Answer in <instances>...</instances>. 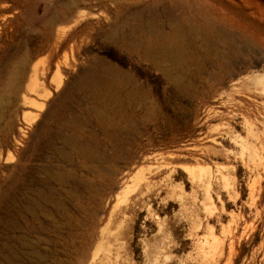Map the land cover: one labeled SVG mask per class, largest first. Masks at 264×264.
<instances>
[{
  "label": "rangeland",
  "instance_id": "374dc122",
  "mask_svg": "<svg viewBox=\"0 0 264 264\" xmlns=\"http://www.w3.org/2000/svg\"><path fill=\"white\" fill-rule=\"evenodd\" d=\"M71 1L3 33L0 264H264V0Z\"/></svg>",
  "mask_w": 264,
  "mask_h": 264
},
{
  "label": "bare ground",
  "instance_id": "6f19581e",
  "mask_svg": "<svg viewBox=\"0 0 264 264\" xmlns=\"http://www.w3.org/2000/svg\"><path fill=\"white\" fill-rule=\"evenodd\" d=\"M71 1V0H70ZM72 2V1H71ZM69 7V6H68ZM67 7V8H68ZM74 7V6H73ZM78 7V6H77ZM72 8V7H71ZM74 10H75V8H73ZM77 9V8H76ZM69 10V9H68ZM67 10V11H68ZM73 10V11H74ZM73 11H71V13L73 12ZM76 11V10H75ZM69 12V11H68ZM17 14H18V10H17V6H16V2H15V0H0V49L1 48H4V49H7L6 50V54L4 55V58H3V62H4V64L6 63V59L9 57V56H7V53L8 52H10V50H12L13 51V49H11L13 46H14V44L15 43H17V41H15L16 40V35H17V33L15 32V30L12 28V27H10L11 29H10V32H9V34L8 35H6V37H3V33H5L6 32V30H7V28L9 27V26H12L13 25V22H14V19L16 18V16H17ZM68 14V13H67ZM71 16V15H70ZM82 16V14H80L79 16H78V18L75 20V22H77L79 19H80V17ZM67 17V16H66ZM71 18V17H70ZM52 19H54V18H52ZM51 20V19H50ZM52 21V20H51ZM50 21V22H51ZM26 22V21H25ZM46 22V21H45ZM53 23H51V25L52 26H50V27H48V30H49V32H52L53 33V36H54V39H55V41H56V43L57 42H59V40L60 39H62L65 35H66V33H67V31H64V30H57V29H54L53 28V24L55 23V19H54V21H52ZM25 24V23H24ZM210 24V23H209ZM223 24V23H222ZM28 25L29 26H32L30 23H28ZM49 25V24H48ZM231 25V24H230ZM217 26V25H216ZM20 27V26H19ZM235 27V26H234ZM18 28V27H17ZM22 31V30H21ZM232 31V30H231ZM157 36V35H156ZM133 37V36H132ZM142 38V37H141ZM133 39V38H132ZM20 40V39H19ZM143 40V39H142ZM149 40V39H148ZM134 42V41H133ZM27 43V39L25 40V41H21L19 44H18V47H26V44ZM128 45V44H127ZM126 45V46H127ZM17 47V48H18ZM142 47V51H143V54L141 55V58H143V57H147L148 56V54L150 53V52H152V51H154L155 53L156 52H163L162 51V49L164 50L165 49V45L163 44V41H162V38H160V37H157V38H152V39H150V41H147V42H144V45L143 46H141ZM14 48V47H13ZM129 48V47H128ZM131 48H133V47H131ZM17 50V49H16ZM130 50V49H129ZM135 50V49H134ZM166 50V49H165ZM165 50H164V52H165ZM170 50V49H169ZM137 51H139L138 49H137ZM134 53V52H133ZM153 53V52H152ZM157 53V54H158ZM166 53H167V51H166ZM165 53V54H166ZM139 54V56H140V53H138ZM137 54V55H138ZM164 54V55H165ZM3 56V55H2ZM163 56V55H162ZM156 57V56H155ZM161 57V56H160ZM148 58V57H147ZM157 58V57H156ZM165 58V57H164ZM155 59V58H154ZM149 60V59H148ZM164 60V59H163ZM101 61V60H100ZM103 61H101L100 62V64L102 63ZM153 62V61H152ZM173 62V61H172ZM99 63V62H98ZM100 64H98V65H100ZM103 64V63H102ZM101 64V65H102ZM157 64V63H156ZM109 65V64H108ZM57 67H58V65H56ZM103 66V65H102ZM101 66V67H102ZM2 67V66H1ZM111 67V66H110ZM6 68H8V67H6ZM2 69V71H3V68H1ZM111 69V68H110ZM111 70H114V71H116V69L113 67ZM56 71L57 72H59V70L58 69H56ZM98 72V71H97ZM109 72V71H108ZM111 72V71H110ZM104 73V72H103ZM107 73V72H106ZM112 73V72H111ZM117 73H118V71H117ZM21 74H22V76H23V78H27V80H25V81H28V80H31L30 81V83L29 84H27L26 82H25V87H27L28 85H33V91L34 92H39L40 90H43L44 89V86H43V84H42V82L40 81L41 79L39 78V68H38V66H37V63H35V62H33V60H31L30 58H29V61H26L23 65H22V71H21ZM1 75H2V72H1V70H0V78H1ZM90 75V74H89ZM262 75V76H261ZM260 76L262 77V78H260V80H258V81H264V72L262 73V74H260ZM167 77V76H166ZM258 77H259V75H258ZM174 78V77H173ZM180 79V78H179ZM178 79V80H179ZM83 80V79H82ZM81 80V81H82ZM15 81V80H14ZM175 83V82H174ZM264 83V82H263ZM61 84V81L59 80L58 82H57V87L59 86ZM19 92V91H18ZM26 100V99H25ZM61 123V122H60ZM54 124V123H53ZM54 131V130H53ZM59 137V136H58ZM65 141V140H64ZM35 201V200H34ZM29 205V204H28ZM27 206V205H26ZM25 206V207H26ZM30 208V207H29ZM21 243V245H25L22 241L20 242ZM23 243V244H22ZM6 246V248H7V245H5ZM12 246V245H11ZM9 247V246H8ZM10 248V247H9ZM12 248V247H11ZM8 249V248H7ZM20 249H21V247H20ZM11 251H12V249H11ZM27 251V250H26ZM7 252V251H6ZM29 252V251H28ZM15 252H13L12 254H14ZM33 254V253H32ZM25 255V254H24ZM6 256H10V255H6ZM11 257V256H10ZM21 257V256H20ZM28 257V256H27ZM30 257V256H29ZM28 257V258H29ZM32 257V256H31ZM29 258V259H32V258ZM12 258V257H11ZM11 258H8V259H11ZM5 259V258H4ZM7 259V260H8ZM24 259V258H23ZM34 259V258H33ZM12 260V259H11ZM10 261V260H9ZM8 262V261H7ZM19 263H21V262H19Z\"/></svg>",
  "mask_w": 264,
  "mask_h": 264
}]
</instances>
